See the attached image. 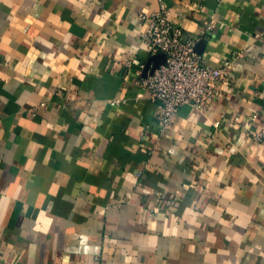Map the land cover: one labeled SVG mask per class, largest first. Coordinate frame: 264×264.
Instances as JSON below:
<instances>
[{
	"label": "crops",
	"instance_id": "1",
	"mask_svg": "<svg viewBox=\"0 0 264 264\" xmlns=\"http://www.w3.org/2000/svg\"><path fill=\"white\" fill-rule=\"evenodd\" d=\"M163 1L229 80L160 130L157 0H0V264H264V0Z\"/></svg>",
	"mask_w": 264,
	"mask_h": 264
},
{
	"label": "built area",
	"instance_id": "2",
	"mask_svg": "<svg viewBox=\"0 0 264 264\" xmlns=\"http://www.w3.org/2000/svg\"><path fill=\"white\" fill-rule=\"evenodd\" d=\"M157 1L155 11L140 13L138 18L146 26L141 38L150 55L163 53L165 60L151 74L143 76L138 71L135 82L157 103L155 117L163 130L171 124L180 106L188 105L198 110L207 108L219 94L218 85L229 78L222 68L201 60L194 40L183 39L181 28L170 22L164 1ZM237 120L234 117V121ZM250 133L256 141L264 139L263 132Z\"/></svg>",
	"mask_w": 264,
	"mask_h": 264
},
{
	"label": "water",
	"instance_id": "3",
	"mask_svg": "<svg viewBox=\"0 0 264 264\" xmlns=\"http://www.w3.org/2000/svg\"><path fill=\"white\" fill-rule=\"evenodd\" d=\"M195 50L197 53H199L198 49L195 47ZM165 60V55L163 53H158L155 55H151L144 68H143V76H146L147 74H151L154 69H156L160 64H162Z\"/></svg>",
	"mask_w": 264,
	"mask_h": 264
}]
</instances>
